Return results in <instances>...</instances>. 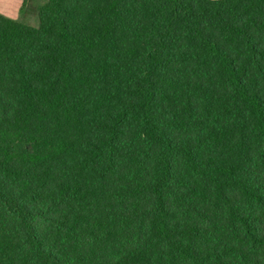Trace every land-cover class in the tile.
Instances as JSON below:
<instances>
[{"label": "trees", "instance_id": "16d2710c", "mask_svg": "<svg viewBox=\"0 0 264 264\" xmlns=\"http://www.w3.org/2000/svg\"><path fill=\"white\" fill-rule=\"evenodd\" d=\"M37 2L0 14V264H264V0Z\"/></svg>", "mask_w": 264, "mask_h": 264}, {"label": "crops", "instance_id": "0c3cea01", "mask_svg": "<svg viewBox=\"0 0 264 264\" xmlns=\"http://www.w3.org/2000/svg\"><path fill=\"white\" fill-rule=\"evenodd\" d=\"M23 0H0V14L15 18Z\"/></svg>", "mask_w": 264, "mask_h": 264}, {"label": "rangeland", "instance_id": "374dc122", "mask_svg": "<svg viewBox=\"0 0 264 264\" xmlns=\"http://www.w3.org/2000/svg\"><path fill=\"white\" fill-rule=\"evenodd\" d=\"M37 3H39L41 0H35ZM26 7V6H25ZM17 16H18V14L16 15V17L15 18H17ZM15 18H12V19H15ZM23 20L24 21H28V22H31V21H33V15H31L30 13H26L25 15H24V18H23Z\"/></svg>", "mask_w": 264, "mask_h": 264}]
</instances>
